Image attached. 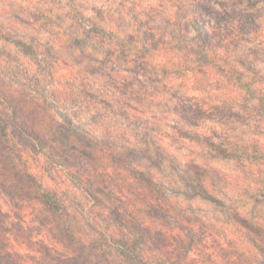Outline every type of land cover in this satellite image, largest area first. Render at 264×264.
I'll return each instance as SVG.
<instances>
[{
	"label": "clouds",
	"instance_id": "obj_1",
	"mask_svg": "<svg viewBox=\"0 0 264 264\" xmlns=\"http://www.w3.org/2000/svg\"><path fill=\"white\" fill-rule=\"evenodd\" d=\"M0 264H264V0H0Z\"/></svg>",
	"mask_w": 264,
	"mask_h": 264
}]
</instances>
